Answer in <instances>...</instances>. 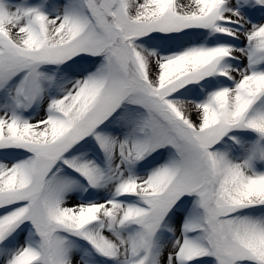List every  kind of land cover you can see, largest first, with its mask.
Returning <instances> with one entry per match:
<instances>
[{
  "label": "snow or ice",
  "instance_id": "6c2138e0",
  "mask_svg": "<svg viewBox=\"0 0 264 264\" xmlns=\"http://www.w3.org/2000/svg\"><path fill=\"white\" fill-rule=\"evenodd\" d=\"M0 264H264V0H0Z\"/></svg>",
  "mask_w": 264,
  "mask_h": 264
}]
</instances>
